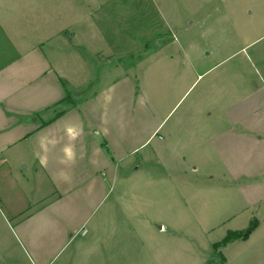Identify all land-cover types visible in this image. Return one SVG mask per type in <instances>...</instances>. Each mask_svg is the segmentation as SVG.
<instances>
[{
  "label": "rangeland",
  "instance_id": "374dc122",
  "mask_svg": "<svg viewBox=\"0 0 264 264\" xmlns=\"http://www.w3.org/2000/svg\"><path fill=\"white\" fill-rule=\"evenodd\" d=\"M0 23L41 44L90 133L64 188L61 149L42 173L0 164V264H264V175L233 183L212 142L232 101L264 113V0H0Z\"/></svg>",
  "mask_w": 264,
  "mask_h": 264
},
{
  "label": "crops",
  "instance_id": "0c3cea01",
  "mask_svg": "<svg viewBox=\"0 0 264 264\" xmlns=\"http://www.w3.org/2000/svg\"><path fill=\"white\" fill-rule=\"evenodd\" d=\"M1 24L6 28L5 23ZM4 31L6 35V29ZM2 39L0 36V164L21 162L32 154V161L38 166L39 173H42L45 164L40 163L41 156L50 158V152L55 149L89 145L90 133L85 132L82 122L78 121L80 106L74 105L67 81L56 72L54 63L41 44L29 45L24 51L18 52L8 39V42ZM247 101V98H240L227 106L224 114L227 126L223 133L215 134L212 141L215 147L218 143V147L226 154L225 170L233 183L247 176L246 167L249 164L251 168H260L257 171L264 175V113L254 119L253 114L245 109ZM73 114L76 115L74 129L77 131L74 139L66 132L67 128L72 127L67 117ZM256 120L261 124L255 126ZM249 134L254 136L250 137ZM41 137H47L45 149L39 146ZM80 137L82 142L79 141ZM90 148L94 150L95 156L99 154V147L93 145ZM98 157L95 160L104 164V159L100 155ZM62 162L71 166L78 164L76 158L70 162L51 159L48 165L57 173L52 174V177L46 176L47 180L50 179L51 188L53 186L57 189L69 182V178H64L67 177L63 175L64 170L57 169L63 167ZM91 164L98 163L92 161ZM75 173H78L77 169ZM258 198L264 200V196L258 195Z\"/></svg>",
  "mask_w": 264,
  "mask_h": 264
},
{
  "label": "trees",
  "instance_id": "16d2710c",
  "mask_svg": "<svg viewBox=\"0 0 264 264\" xmlns=\"http://www.w3.org/2000/svg\"><path fill=\"white\" fill-rule=\"evenodd\" d=\"M256 227H257V223L253 222L245 230L228 233L227 236L223 238L222 245L226 246L227 244L234 242V241H245L246 239H248V237L250 236V234L253 232V230Z\"/></svg>",
  "mask_w": 264,
  "mask_h": 264
},
{
  "label": "clouds",
  "instance_id": "9594fccd",
  "mask_svg": "<svg viewBox=\"0 0 264 264\" xmlns=\"http://www.w3.org/2000/svg\"><path fill=\"white\" fill-rule=\"evenodd\" d=\"M66 132L67 134L69 135V137L71 138H75V136L77 135V131L72 128V127H69L66 129ZM47 140V137H41L40 141H39V146L41 149H45V141ZM63 152L65 154V157L68 159V160H71L73 158V151H72V148L70 146H67L63 149ZM40 163L43 165L46 163V158L41 156L40 157ZM65 179L67 177H64Z\"/></svg>",
  "mask_w": 264,
  "mask_h": 264
},
{
  "label": "built area",
  "instance_id": "2783aa9c",
  "mask_svg": "<svg viewBox=\"0 0 264 264\" xmlns=\"http://www.w3.org/2000/svg\"><path fill=\"white\" fill-rule=\"evenodd\" d=\"M82 233H83V234H85V232H84V231H83Z\"/></svg>",
  "mask_w": 264,
  "mask_h": 264
}]
</instances>
